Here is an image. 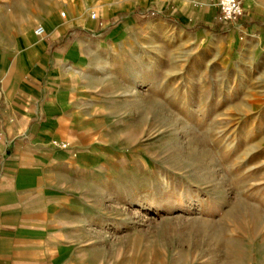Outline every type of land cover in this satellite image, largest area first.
I'll return each instance as SVG.
<instances>
[{"label":"crops","instance_id":"0c3cea01","mask_svg":"<svg viewBox=\"0 0 264 264\" xmlns=\"http://www.w3.org/2000/svg\"><path fill=\"white\" fill-rule=\"evenodd\" d=\"M148 3L206 30L217 11L211 0ZM95 6L0 0V264H110L98 236L118 224L115 207L156 187L127 109L142 42L155 37L133 30L137 6L104 4L93 20Z\"/></svg>","mask_w":264,"mask_h":264},{"label":"rangeland","instance_id":"374dc122","mask_svg":"<svg viewBox=\"0 0 264 264\" xmlns=\"http://www.w3.org/2000/svg\"><path fill=\"white\" fill-rule=\"evenodd\" d=\"M94 1L90 15L104 4L137 6L133 30L156 41L142 42L141 81L127 92L141 134L135 155L151 164L156 187L115 207L118 224L98 236L104 256L110 264H264V11L255 17L240 0L243 15L229 23L211 0L217 11L206 30L175 6Z\"/></svg>","mask_w":264,"mask_h":264},{"label":"built area","instance_id":"2783aa9c","mask_svg":"<svg viewBox=\"0 0 264 264\" xmlns=\"http://www.w3.org/2000/svg\"><path fill=\"white\" fill-rule=\"evenodd\" d=\"M218 6L222 12V18L225 22L236 23V21L243 15L244 9L243 4L240 0H218ZM62 16L65 15L64 12L61 13ZM90 17L93 20L98 19L96 12H92ZM44 28L39 26L35 29V34L41 36L44 34ZM59 147L66 149L69 147L66 143L56 144Z\"/></svg>","mask_w":264,"mask_h":264}]
</instances>
